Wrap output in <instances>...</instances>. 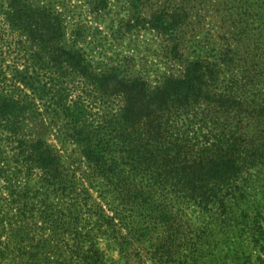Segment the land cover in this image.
<instances>
[{
  "label": "trees",
  "instance_id": "1",
  "mask_svg": "<svg viewBox=\"0 0 264 264\" xmlns=\"http://www.w3.org/2000/svg\"><path fill=\"white\" fill-rule=\"evenodd\" d=\"M107 1L99 0L98 7ZM0 2V56L15 53L24 61L20 66L15 58L6 66L0 59L1 174L7 172L2 160L9 149L11 163L26 179V195L32 182L74 192L75 176L66 174L61 153L28 130L34 118L45 117L39 103H49L45 113L65 120L66 137L81 149L80 162L126 207L119 218L128 233L122 249L136 239L149 243L161 264H187L180 250L187 245L190 222L177 211L178 202L210 213L214 226L206 237L214 264H264V252L254 260L250 247L264 248L262 211L255 199L256 186L264 188V24L251 26L264 20V0L218 4L225 48L212 59L190 61L183 75L156 87L141 78L127 79L120 69L95 72L80 51L66 46L62 16L52 8L34 0ZM187 18L188 13L169 18L158 12L139 24L169 34ZM67 69L75 70L74 76L104 103L110 95L106 80L119 78L127 89L124 107L117 115L104 111L99 120H89L94 106L62 86ZM159 229L166 238L151 244ZM202 239L192 247L204 257ZM25 240L15 234L10 241L18 247L12 248L0 235V260L16 249L24 262L43 264L38 252L22 247Z\"/></svg>",
  "mask_w": 264,
  "mask_h": 264
},
{
  "label": "rangeland",
  "instance_id": "2",
  "mask_svg": "<svg viewBox=\"0 0 264 264\" xmlns=\"http://www.w3.org/2000/svg\"><path fill=\"white\" fill-rule=\"evenodd\" d=\"M34 1L62 16L66 46L80 51L95 72L120 69L126 73L127 79L141 78L152 87L170 76L183 75L190 61L212 59L213 54L225 48L222 39L225 30L216 11L218 4L224 0H142L139 4L133 0H108L103 8L98 7L99 0ZM158 12L165 13L169 18L188 13V18L169 34L145 23L139 24ZM263 24L264 20L251 26L263 28ZM15 58L17 64H24L22 56L15 53L0 56V59H5L6 66H12ZM66 73L62 86L73 97L79 96L95 108L89 120H99L98 114L104 111L117 115L124 107L127 89L119 83V78L113 76L106 80L111 96L108 95L104 103L98 100L97 93L85 84L83 78L74 76L75 70L67 69ZM47 104L49 106L46 102L39 103L45 117L41 122L34 118L29 122L28 130L33 135H43L61 153L67 165L66 174L75 176L76 188L72 193H61L32 182L26 195V179L18 175L11 163L12 152L4 150L6 159L2 160V166L7 172L0 173L2 240L17 248L13 244L17 240L13 243L10 240L15 234L25 237L22 247L29 252H38L43 264H161L155 260L156 255L149 243L134 239L128 248H121L128 237L119 219L126 215V207L113 193L107 192L108 188L93 175L86 163L80 162L81 149L66 137L65 120L56 117L50 110L45 113ZM38 176L36 174L35 178L39 179ZM261 185L264 186V181ZM256 187L255 199L262 211L260 217L264 225V188ZM23 194L26 196L21 198ZM174 203L177 211L185 216L184 220L190 222L188 242L181 248L180 254L186 256L187 264H214L209 259L211 246L206 237L208 230L214 226L210 213H204L194 204ZM254 209L256 205L252 211ZM166 236L164 230H156L151 244L156 238L161 240ZM198 237H206L201 240L204 257L192 247ZM221 238L222 235H219L217 241L221 242ZM263 244L261 242L260 245ZM250 247L254 249V260L260 252H264V248ZM15 250L11 249L8 259L0 260V264H31L24 262ZM216 251L218 258L223 257L224 253ZM216 264H221V261Z\"/></svg>",
  "mask_w": 264,
  "mask_h": 264
}]
</instances>
